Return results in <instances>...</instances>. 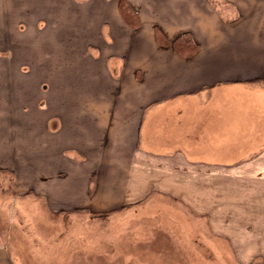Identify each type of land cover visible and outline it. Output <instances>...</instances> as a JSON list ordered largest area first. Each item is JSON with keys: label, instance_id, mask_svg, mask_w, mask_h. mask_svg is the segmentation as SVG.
I'll use <instances>...</instances> for the list:
<instances>
[{"label": "crops", "instance_id": "crops-1", "mask_svg": "<svg viewBox=\"0 0 264 264\" xmlns=\"http://www.w3.org/2000/svg\"><path fill=\"white\" fill-rule=\"evenodd\" d=\"M38 1L0 9L2 33L14 29L12 41L0 35L9 54H0V173L24 195L13 211L39 195L62 229L96 227L77 237L131 263L178 254L264 264V237L241 235L249 221L230 224L224 213L239 200L250 211L264 190V0H55L53 11ZM13 11L28 17L24 30L11 27ZM182 34L195 47L185 56L172 47ZM74 212L95 218L84 224ZM22 238L41 262L61 256L48 244L62 235ZM0 264L23 263L0 248Z\"/></svg>", "mask_w": 264, "mask_h": 264}, {"label": "rangeland", "instance_id": "rangeland-1", "mask_svg": "<svg viewBox=\"0 0 264 264\" xmlns=\"http://www.w3.org/2000/svg\"><path fill=\"white\" fill-rule=\"evenodd\" d=\"M18 0H1L0 2V9L1 10H8L13 9L14 3H17ZM210 3L213 5H219L220 7H227L222 3L221 0H209ZM33 5H36L37 8H40L44 11L55 10V6H57V1L55 0H41L38 2L33 3ZM61 5V3H60ZM223 7V8H225ZM11 9V10H12ZM15 16L13 17H20V18H11L9 19V23L12 24L11 27L15 26L16 31L21 28L24 30L26 26H23L24 20L28 19L24 14L18 13L13 11ZM38 16V15H37ZM3 17V16H2ZM12 17V16H11ZM37 21L39 25L42 27L43 21L46 22V20L43 18L41 19L40 16L37 18ZM6 19L0 18V27H5ZM9 25V24H8ZM3 30V29H2ZM2 30H0V35L3 38H7L8 34H12L10 40L12 41L13 35H14V29L10 30V33L8 34L2 33ZM0 52H3L0 50ZM4 55H9L6 52H3ZM225 182H226V178ZM223 179V180H224ZM219 179V181H223ZM231 180V179H230ZM217 181V180H215ZM227 183V182H226ZM263 186V183L259 185V187ZM239 196L240 194H236ZM33 196V195H32ZM236 196V197H237ZM17 199L24 197V195H17L15 196L13 194V181L12 178H10L9 174H2L0 173V248L4 249L8 252L9 256L11 258H14V253L19 254V256L22 258L23 264H48L47 262H41L39 259V255H35L32 253L31 246L33 244L26 243L24 239L22 238V234L26 232V235H34L37 232L43 234L45 237V240H48L50 238H53L54 236H63L62 239H59L56 243H49L48 246L51 248H54L55 250H60L59 253H61V256L58 257L55 261H50V264H136V260H132L133 263H131L128 258H122L121 253H115L113 255V250H111V247H106L102 244H100L101 247L97 248L96 243L89 244V239L85 241H81L77 236H83L88 235V232L92 230H96L98 228L93 226H72L70 223L68 226L65 224L64 229H62L61 226H59V222L62 218V216H57L56 214L51 213L47 210V206L45 202L39 198V195H36L35 197H31V204L28 205L29 211L24 212L20 209L17 211H13V204L14 201ZM255 201V203H254ZM250 205L253 203V208L248 211H241L242 208L246 204V201L239 200L236 208L231 207L229 204H225L224 213L225 214V221L236 225L237 223H240V225H244V222L246 220L249 221V226L247 227L244 225L243 227H236L241 231V235L246 236H252L251 238L262 236L264 237V226H256L259 222H264V190L263 188H259L256 190V193L250 196V199L248 201ZM37 206V210L35 212L30 210V208ZM241 206V209L239 210L238 207ZM39 208L41 210H39ZM74 218L80 219L82 223L86 222L88 223L89 218H95L92 215H90L87 212H74ZM249 214L247 218L245 219L244 216ZM42 215V216H41ZM24 218L27 220L25 221ZM65 222L68 223V220L71 221L73 216L65 215ZM31 222H35V226H30ZM25 224V225H24ZM85 224V223H84ZM92 224V223H91ZM93 227V228H92ZM33 229V230H32ZM36 230V231H35ZM81 230V231H77ZM35 231V233H34ZM83 232V233H82ZM93 234V233H91ZM78 240L76 242H73V240ZM132 245V244H130ZM160 245V244H158ZM163 247H169L170 249L174 246V244H162ZM48 247V248H49ZM120 250H125L124 253H127L129 251H133V247L131 248L129 244L121 245L119 244ZM130 247V248H129ZM50 248V249H51ZM63 250L61 251V249ZM119 249V248H118ZM226 250V248H225ZM264 251V248L262 249ZM64 251V252H63ZM171 260L170 264H200L202 262L206 261H195L190 258H182L180 255L177 254V256L169 255V261ZM165 261H168L165 259ZM229 262V261H228ZM226 262V264H234L233 262ZM263 264L261 260H255L254 264Z\"/></svg>", "mask_w": 264, "mask_h": 264}, {"label": "trees", "instance_id": "trees-1", "mask_svg": "<svg viewBox=\"0 0 264 264\" xmlns=\"http://www.w3.org/2000/svg\"><path fill=\"white\" fill-rule=\"evenodd\" d=\"M120 11L126 22L132 26L137 27V20L135 14L130 10V8L124 3L120 6ZM156 39L160 44H165L166 39L164 36L156 30ZM172 47L182 55H189L195 51L194 44L192 43V39L188 34H182L178 36L172 43Z\"/></svg>", "mask_w": 264, "mask_h": 264}, {"label": "flooded vegetation", "instance_id": "flooded-vegetation-1", "mask_svg": "<svg viewBox=\"0 0 264 264\" xmlns=\"http://www.w3.org/2000/svg\"><path fill=\"white\" fill-rule=\"evenodd\" d=\"M43 26H42V28H46V27H48V24L47 23H43L42 24ZM3 52H0V54H2Z\"/></svg>", "mask_w": 264, "mask_h": 264}]
</instances>
